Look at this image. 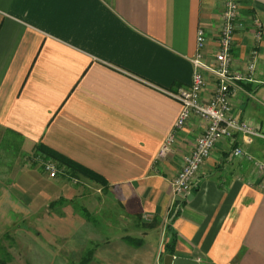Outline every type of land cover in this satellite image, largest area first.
<instances>
[{
	"label": "crops",
	"instance_id": "crops-1",
	"mask_svg": "<svg viewBox=\"0 0 264 264\" xmlns=\"http://www.w3.org/2000/svg\"><path fill=\"white\" fill-rule=\"evenodd\" d=\"M236 1L231 69L242 80L231 104L235 117L264 134V0ZM221 9V0H0V143L15 141L16 154L24 149L31 157L44 147L101 177L105 189L64 174L102 193L107 211L117 215L110 233L120 230L119 220L129 231H139L138 222L158 224L141 230L140 246L148 238L151 255L164 251L173 233L175 257L264 264V175L245 156L231 155L237 146L264 161V140L236 134L216 143L183 197L171 182L205 122L192 116L158 157L181 111L165 91L190 84L199 28L203 61H213ZM254 19L261 25L258 41ZM3 162L0 238L14 225L20 257L52 264L49 252L58 240L70 247L82 230L78 240L88 247L105 236L86 207L77 215L70 202L53 212L57 203L80 197L63 179L21 160ZM160 227L157 247L149 239ZM118 254L112 250L105 262L120 264Z\"/></svg>",
	"mask_w": 264,
	"mask_h": 264
},
{
	"label": "built area",
	"instance_id": "built-area-1",
	"mask_svg": "<svg viewBox=\"0 0 264 264\" xmlns=\"http://www.w3.org/2000/svg\"><path fill=\"white\" fill-rule=\"evenodd\" d=\"M220 26L217 34V47L212 62L203 61L205 34L199 28L196 35V51L190 59L192 64V79L188 86L168 90L165 93L180 103L181 111L175 121L172 131L161 145L158 157H163L175 144L177 132L184 127L192 117H198L205 122L203 131L198 135L189 153L183 158L182 165L171 182L173 191L178 196H184L193 186L199 170L205 159L210 155L215 144L221 140H231L236 134L250 140L264 134L254 125L239 120L234 116L231 98L237 89V81L242 80V74L231 69L232 47L235 33V22L240 15L239 4L236 0H221ZM255 25V38L261 37V25L257 19ZM252 54H256L255 51ZM254 64L249 63L248 71L251 73ZM211 77V80L209 79ZM209 84L211 87L207 91ZM208 95L205 96V93ZM231 155L246 157L252 161L257 171L264 175V161H256L245 154L242 148L234 147ZM40 162L48 177L53 178L64 175L66 170L52 160L41 156H33ZM72 180L76 181L74 177Z\"/></svg>",
	"mask_w": 264,
	"mask_h": 264
},
{
	"label": "rangeland",
	"instance_id": "rangeland-1",
	"mask_svg": "<svg viewBox=\"0 0 264 264\" xmlns=\"http://www.w3.org/2000/svg\"><path fill=\"white\" fill-rule=\"evenodd\" d=\"M1 135V131H0ZM1 137V136H0ZM5 143H0V162L7 163V165H11L13 160L20 161L24 165L28 166H36L39 168V171L48 177L46 172L43 170L40 162L34 160L30 154L26 150H22L21 153L16 154L19 151V145L13 141L11 144L7 142V140H3ZM30 157V158H29ZM61 178L67 185V187H71L77 191L78 196L73 197L71 201L65 200L63 203H57L55 206V210L53 212H60L63 206H67L70 202V206L73 209V213L80 215L81 210L86 207L89 211H91L92 217L97 221L98 227L101 226L103 229H107L103 235H105L101 240L95 239L93 242L91 241L88 247L83 246L82 242L78 240L79 236L84 232H78L75 236V239L70 241V247L63 246L64 241L58 240L56 243L55 249L53 252H49V259L52 261V264H64V260H69V264H107L105 260L111 258L112 250L113 252H118V259L120 264H162L163 256L165 252H156L154 255L149 254L145 249L144 244L148 242V238H144L143 246L135 247L133 245L128 244L124 240V237H134L135 239H142L145 235L142 231L148 230L150 226H157L156 223H142L136 222L138 224V230L129 231L127 228L129 223H121L117 221V225L120 230L113 233H110L109 223L114 221L116 222L117 215H115L112 211L105 208L104 202L102 203V193H98L96 190V186L93 183H90L82 178H77L76 181L72 180V177L66 178L64 175H58L53 177L52 179ZM51 179V178H50ZM133 223V222H132ZM142 230V231H141ZM163 229L162 227L157 228L156 235L159 237L154 238L153 235L150 237V242L152 244H157V247L160 246V239L162 235ZM16 240H15V227L14 225H7V229L5 235L2 234L0 238V264H32L31 257H23L21 252L16 248ZM81 243V245H80ZM152 249V248H150ZM158 250V249H157ZM80 254V255H79ZM153 256V257H152ZM26 261V263H25Z\"/></svg>",
	"mask_w": 264,
	"mask_h": 264
},
{
	"label": "trees",
	"instance_id": "trees-1",
	"mask_svg": "<svg viewBox=\"0 0 264 264\" xmlns=\"http://www.w3.org/2000/svg\"><path fill=\"white\" fill-rule=\"evenodd\" d=\"M36 154H38L44 159L54 161L60 167H64L66 172H68V174H70L71 176H82L90 181L100 183L103 189H105L107 186L106 183L98 175L94 174L93 172L83 167H80L72 163L71 161L63 158L62 156L54 153L53 151L49 149L39 146L37 148ZM51 205L52 203L49 204V206ZM177 214H178V211L175 208L170 211L169 216H168L169 223H171L175 219ZM166 229L169 231V226H167ZM124 240L128 242V244L133 245L135 247H139L142 244L141 239H135L132 237H124ZM174 243H175V237H173V233H172L170 241L168 243H165L164 245L165 254H169V255L174 254V250H173Z\"/></svg>",
	"mask_w": 264,
	"mask_h": 264
},
{
	"label": "water",
	"instance_id": "water-1",
	"mask_svg": "<svg viewBox=\"0 0 264 264\" xmlns=\"http://www.w3.org/2000/svg\"><path fill=\"white\" fill-rule=\"evenodd\" d=\"M162 264H199L198 261L184 258L175 257L173 255L165 254L162 259Z\"/></svg>",
	"mask_w": 264,
	"mask_h": 264
}]
</instances>
